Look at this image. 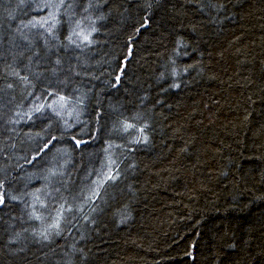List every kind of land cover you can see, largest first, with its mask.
Wrapping results in <instances>:
<instances>
[{
    "label": "trees",
    "instance_id": "trees-1",
    "mask_svg": "<svg viewBox=\"0 0 264 264\" xmlns=\"http://www.w3.org/2000/svg\"><path fill=\"white\" fill-rule=\"evenodd\" d=\"M0 264H264V0H0Z\"/></svg>",
    "mask_w": 264,
    "mask_h": 264
},
{
    "label": "rangeland",
    "instance_id": "rangeland-1",
    "mask_svg": "<svg viewBox=\"0 0 264 264\" xmlns=\"http://www.w3.org/2000/svg\"><path fill=\"white\" fill-rule=\"evenodd\" d=\"M55 1L56 0H54V2ZM90 32H91V27H84V28H78V27L76 28L75 27L72 38L75 42H83V41L88 39ZM54 107H57L56 110H58V112H60V113L63 112L64 114H67V112L65 111L66 107H67V101L66 100L61 101V103H59L57 105L55 104ZM76 108L77 107H75V109Z\"/></svg>",
    "mask_w": 264,
    "mask_h": 264
},
{
    "label": "bare ground",
    "instance_id": "bare-ground-1",
    "mask_svg": "<svg viewBox=\"0 0 264 264\" xmlns=\"http://www.w3.org/2000/svg\"><path fill=\"white\" fill-rule=\"evenodd\" d=\"M36 101V100H35Z\"/></svg>",
    "mask_w": 264,
    "mask_h": 264
}]
</instances>
